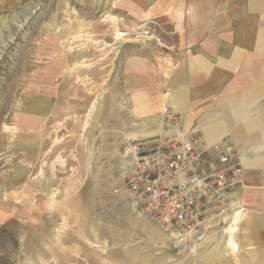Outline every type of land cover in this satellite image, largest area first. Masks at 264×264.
<instances>
[{"label":"rangeland","instance_id":"374dc122","mask_svg":"<svg viewBox=\"0 0 264 264\" xmlns=\"http://www.w3.org/2000/svg\"><path fill=\"white\" fill-rule=\"evenodd\" d=\"M108 9L0 4V264H207L201 246L172 249L123 192L122 144L144 131L114 56L132 40L106 31Z\"/></svg>","mask_w":264,"mask_h":264},{"label":"crops","instance_id":"0c3cea01","mask_svg":"<svg viewBox=\"0 0 264 264\" xmlns=\"http://www.w3.org/2000/svg\"><path fill=\"white\" fill-rule=\"evenodd\" d=\"M103 17L116 19L121 37L132 40L114 54L123 104L144 131L129 140L150 146L167 107L208 142L225 138L237 148L235 197L247 211L232 237L236 250L226 248L231 237L214 231L199 245L202 257L264 264V0H109Z\"/></svg>","mask_w":264,"mask_h":264},{"label":"built area","instance_id":"2783aa9c","mask_svg":"<svg viewBox=\"0 0 264 264\" xmlns=\"http://www.w3.org/2000/svg\"><path fill=\"white\" fill-rule=\"evenodd\" d=\"M150 146L122 144L123 192L133 211L164 232L172 249L191 251L219 231L233 237L247 208L235 197L241 169L229 139L208 142L165 107Z\"/></svg>","mask_w":264,"mask_h":264},{"label":"bare ground","instance_id":"6f19581e","mask_svg":"<svg viewBox=\"0 0 264 264\" xmlns=\"http://www.w3.org/2000/svg\"><path fill=\"white\" fill-rule=\"evenodd\" d=\"M108 25L112 29V31L115 32L114 34H115L116 38H119L120 34L118 33V29H117V25H116L115 20L112 19ZM232 241L233 240L231 237L230 240L226 243V248L230 249L231 251H234V250H236L235 249L236 247L233 246V244H235V243H232ZM194 250H195V248H192V251H194Z\"/></svg>","mask_w":264,"mask_h":264}]
</instances>
